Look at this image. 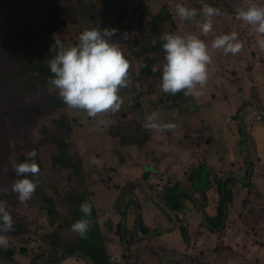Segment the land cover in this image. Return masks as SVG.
<instances>
[{
	"label": "rangeland",
	"instance_id": "374dc122",
	"mask_svg": "<svg viewBox=\"0 0 264 264\" xmlns=\"http://www.w3.org/2000/svg\"><path fill=\"white\" fill-rule=\"evenodd\" d=\"M28 1L29 7L17 0H0V39L10 35V25L13 22L18 20L37 22L38 41L46 58H50L52 55L49 51L52 40L61 41L65 47L78 42L79 33L86 25L85 18L88 14V7L85 6H92L93 3H95L94 11L98 14L100 23L105 19L113 18V21L108 23L118 24L116 22L118 16L121 19L119 26L122 32H126L127 37L134 34L135 39L148 32V29L146 30L140 23V18L145 16L150 18V14L158 11L164 4L169 6L173 32L199 33L202 20L199 9L203 3H208L220 11L219 15L212 18L213 30L207 35L201 34V38L210 42L216 35L236 31L243 46L236 54H224L220 50H210L212 60L207 67L208 79L201 94L199 96L189 95L188 98L180 100L176 108L165 107L167 95L161 90L157 81H143L142 85L134 87L133 80H129L130 87L124 89L123 92L119 90V95L122 97V101L125 100L127 104L130 119L119 132L112 130L110 124L105 127L99 123L100 120L109 121V118L114 114L110 110L89 117L83 110L68 106L65 108L54 107L51 102V93L54 88L49 91L24 92L21 95L12 90L7 96V99H10L9 119L0 127V186L6 189L7 184L16 179L13 167L17 164V154L35 149L42 165L39 175L47 191L50 194L55 193L52 190L53 185H59L64 190L68 189L66 173L59 166L53 164L56 148L48 141V133L49 131L56 132L59 121L69 117L73 120V131L68 133L67 141L72 144L71 151L83 158L85 174H87L86 181L94 192L92 197L97 207L98 222L105 237L109 256L111 259L114 257L112 264L117 262L127 264L134 259L140 264H264V169L262 168H257L254 172L253 167L252 176L254 177V173L257 174V183L252 177L255 190L248 189V185L243 183L232 186V201L229 203L226 223L221 229L212 231L208 228L193 196L187 197L184 193L178 192L177 198L182 202V205L177 210L181 219L176 227L168 233L151 238L145 237L141 233L138 238L134 229L138 223V216H135L136 209L134 211L131 208L129 215L126 211V228L128 225L131 227L127 231V242L131 250L130 257H128V252H126L122 241V212L126 199L130 196V190L136 192L134 194L137 195L138 201L141 203L142 222L150 230V233L159 231L173 223L175 216L172 217L163 210L156 200V195L167 184L176 183L178 180H181L182 185L191 188L200 196L198 199L209 215L212 216L219 212L221 194L218 189V175L214 172L215 169L223 172L228 168V164L218 162L217 158L223 151L219 145H210L206 139L213 133L210 126L198 129L197 137L192 134L194 128L190 126L189 116L193 117L194 115L191 113L200 109L202 111L197 113L198 117L194 120L195 123L202 117L211 118L213 115L220 120H225L228 115L232 117L233 120L227 127L237 128L235 130L237 143L235 144V159L229 165L237 164L239 151V156L245 167L244 174H249V167L242 153L244 147L241 143V129L238 126L239 123L241 124L239 113L242 108L245 109L244 112L247 111L245 120L244 113L242 119L244 125L247 124L251 117L248 113L251 114L250 111L253 107L251 103L259 102L256 95L264 94V90L262 92L257 90L252 95V99L241 102V109L238 111L235 108V112L231 110L230 101H234V106L237 103V95H233L230 90L239 89L242 84L244 85L245 77L242 75L246 76L247 70L253 66L252 53L262 52L263 54L264 50H261L256 43L259 34L256 33L255 28L240 20L236 12L252 3H264V0H180L187 6L198 10L196 16L183 21L175 14L177 0H115L111 8L108 6L110 4L108 0ZM140 5L142 8H147L148 13L140 12ZM141 28L145 31L139 32ZM112 39L115 40V38ZM124 47L127 51L134 48V46L128 47L127 45ZM22 50L30 51V48L21 38H15L9 51L0 53V82L7 80L5 77H10L6 84L11 87L21 82V77L12 74L17 72L15 57L20 55ZM242 55V63H237V65H243L246 58L248 60L243 71L238 75L239 68L237 65L233 66L234 62H229V57L238 59ZM218 65L225 71L223 76H221L222 72L219 67L218 73L214 74V66ZM131 67L134 79L139 71L138 61L134 57L131 58ZM228 79L230 85L224 88L222 81L228 83ZM1 86L2 84H0V90ZM212 92L218 94L214 100H212ZM229 95H233L234 98L231 96L227 98ZM205 107L209 109L205 111ZM153 110L160 112L162 122H173L175 127L171 129L143 127ZM260 111L262 119L264 112L261 108ZM175 113H182V115ZM253 117L256 118L255 115ZM225 124H227L226 121ZM139 127L146 131L145 139L134 137L129 133H136ZM253 127L258 136L256 141L260 142L257 146L264 152V119L254 123ZM111 130L116 136L111 134ZM126 135L134 138L137 143L127 141ZM196 139L201 146L204 144L203 148L210 145L209 149L203 151L201 148L202 154H200ZM139 142L141 143L138 144ZM183 145L189 147L191 151L197 152L202 161H206L205 168L199 173L197 176L199 180L195 183L189 178V174L194 168L189 167L191 159L187 153L181 154L180 151L185 149ZM177 149L180 150L175 156V158L177 157L176 166L172 167L167 180L161 185L159 180H162L163 177H157L158 173H154L152 170L147 171V163L151 162L150 165L154 167L158 161L163 159L167 150ZM249 150L252 162L257 164L252 157L251 148ZM93 158L99 163H92ZM202 161L199 164H202ZM166 173L162 170V175ZM213 179L216 182L211 193L208 186ZM204 195L207 198H204ZM6 201L8 202V200ZM11 204L8 211L16 221L47 226V218L39 205L30 208L27 204L22 206ZM60 211L65 213L66 209L60 208ZM120 223L121 229H119ZM4 235L8 239V245L0 248L19 249L25 247L27 255L17 253L15 254L16 260L1 258L0 264H17L16 262L28 264L33 257L42 254L40 247L44 245L45 240L49 241L47 231L35 230V228L19 236L6 233ZM71 258H67L61 264H72L76 260H80L79 257ZM83 260L84 263L81 262V264H88L85 259Z\"/></svg>",
	"mask_w": 264,
	"mask_h": 264
},
{
	"label": "trees",
	"instance_id": "16d2710c",
	"mask_svg": "<svg viewBox=\"0 0 264 264\" xmlns=\"http://www.w3.org/2000/svg\"><path fill=\"white\" fill-rule=\"evenodd\" d=\"M18 2L24 4L29 7L28 0H17ZM95 1V0H94ZM110 4L108 6L111 8L115 3V0H108ZM95 3L92 6L88 7V14L86 15V25L85 28H104V27H115L118 29V32L115 38V41L120 45L123 54L127 58L129 62L128 73L132 77L133 71L131 67V58L134 57L138 61L139 71L137 73V77L132 78L135 87L136 85H142L143 81H157L160 86L161 82V73L160 71H153V67L157 69L163 63L164 58V50L162 49V41L160 40V36L165 32H173V24L171 20V15L169 11V6L164 4L162 8L158 11L150 14V18L141 17L140 23L148 29V32L142 35L140 38H134V34L127 39L122 35V29L119 26L121 22L120 17L117 16L116 22L118 24H109L108 22L113 21L111 19H105L100 23L99 16L94 11ZM112 5V6H111ZM108 7V8H109ZM109 8V11L111 9ZM139 11L142 13H148L147 8H142L139 6ZM37 22L34 21H22L18 20L16 22L11 23L10 25V35L5 36L0 39V53H4L9 51L11 45L15 38H21L26 45L30 48V51L22 50L20 51V55L15 57V67L17 72L12 74L14 76L21 77V82L13 87L11 85H7L6 81L10 77H5V81L0 82L2 84L0 90V127L5 123L6 120L9 119L10 109V99H7V96L10 95L12 90L17 91L20 95L24 92L33 93L38 90L49 91L51 88L54 90L51 93V102L54 107L65 108L67 105L64 101L58 96L57 89L49 84V79L53 75L49 70L48 59L43 54L42 46L38 41V35L36 31ZM145 31L144 29H140L139 32ZM153 40L156 42L153 43ZM122 41V43H119ZM54 43V40L51 41V45ZM69 44L67 46H70ZM127 45L128 47H133L132 50L127 51L124 47ZM25 51V52H24ZM130 84L128 83L125 87L121 88L120 91L123 92L124 89L129 88ZM167 95V104L165 107L168 109L176 108L180 103V100L188 98L183 94V90L178 91L175 94L165 93ZM129 115V117H126ZM178 115H182V113H178ZM130 119V111L125 103V100L122 101L121 108L115 112L109 120L112 121L110 127L115 132H119L122 129V126L127 123ZM72 118L69 117L63 118L59 121L57 125V131L48 133V141L51 142L55 148L56 152L53 155V164L55 166H59L62 171L66 173V184L69 186L68 189L64 190L59 185H53L52 190L55 193L50 194L47 191L44 182L39 175L42 165L36 155L35 160L39 165V172L35 177H32L36 183L37 188L33 193L32 197L26 201H20L18 199V194L11 191V185L13 182L8 183L6 189L0 186V201L6 202L7 210L10 209L11 203L15 205H25L27 204L30 208L35 205H39V207L44 211V214L47 218L48 224L44 226L42 224L35 225L34 223H24L22 221H16L14 218L13 228L8 231L6 234L19 236L23 233H28L32 231L33 228L35 230H44L47 231V237L49 241L45 240L44 245H42L41 251L42 254L33 257L30 263L28 264H55V262L64 257L66 254L71 253H81L88 257H91L94 264H112L110 260V256L107 250V244L105 241V237L103 231L101 230L100 223L98 222V213L97 207L93 202V194L94 192L91 190L89 183L86 181L87 174H85V168L83 165V158L71 151L72 144L67 141L68 133L73 131ZM111 130V134L116 136V134ZM134 137H140L145 139L147 137L146 131L142 130L141 127L137 129L136 133L129 132ZM63 134H65L63 136ZM127 141L136 142L134 138H130L128 135L125 136ZM220 145L221 138L219 139ZM139 142L138 144H140ZM243 145V155L246 164H252V167L255 164L252 162L251 154L250 160L248 159L245 151V145L243 139L241 141ZM226 152L229 151V148L224 149ZM25 152H19L16 156V163L25 159ZM225 153V152H224ZM226 154V153H225ZM124 161V160H123ZM254 165V166H253ZM205 168V164H200L193 168V170L189 174V178L193 180L195 183L199 180L197 177L199 173ZM148 174V172L146 171ZM31 176V174H28ZM248 177V173H247ZM253 177V176H252ZM234 182L233 177H228L226 181V201L230 203L232 201L233 189L230 184ZM222 183L223 180L220 177L218 183V189L221 194V202L219 212L215 215H208L209 224H207L205 218V225L210 228L212 231L221 229L223 226L224 220V197L222 195ZM181 184V180L176 181L174 186L165 187V191L163 192V199L166 201L169 207H172L174 210H178L182 205V202L177 198V193H184L187 197H192V195L186 190L179 187ZM244 184V183H243ZM244 185H248V189L255 190V183L253 181L249 183H245ZM136 193L134 190H130V194ZM199 198L200 196L196 194ZM8 200V202L6 201ZM157 202L161 205L163 210L170 214L172 217L174 214L164 206L160 201L158 196H156ZM132 201V202H131ZM127 206L128 215L131 212V208L136 209L135 216H138L139 206H137L136 201L131 200ZM84 202H87L91 206L90 215H85L80 211V205ZM144 209V204H143ZM60 208L66 209L65 213L60 211ZM123 213V212H122ZM228 216V215H227ZM13 217V216H12ZM85 218L89 222V228L85 236L81 237L78 233L74 232L71 228L73 222L78 219ZM227 220V218H226ZM33 226V227H32ZM138 223L134 227L136 230V234L138 238H140ZM141 228L143 234H150V230L147 229L144 222L141 223ZM183 228H185L183 226ZM119 229H121V223L119 224ZM127 231L131 229V227L127 226ZM46 234V233H44ZM165 234V233H164ZM47 239V238H44ZM57 241V242H55ZM27 255V249L25 247H21L19 249L16 248H0V259H15V254ZM127 264H140L136 259L132 260Z\"/></svg>",
	"mask_w": 264,
	"mask_h": 264
},
{
	"label": "clouds",
	"instance_id": "9594fccd",
	"mask_svg": "<svg viewBox=\"0 0 264 264\" xmlns=\"http://www.w3.org/2000/svg\"><path fill=\"white\" fill-rule=\"evenodd\" d=\"M219 11L218 8L203 3L199 9L202 16L199 33L165 32L160 36L164 50L163 63L159 69L153 67L152 70L160 71V88L163 92L175 94L183 90L185 96H199L208 79L207 67L212 60L210 50H220L224 54H236L241 50L243 43L236 31L216 35L210 42L201 38V34L207 35L213 30L212 18L219 15ZM197 12L196 8L189 7L180 0L175 4V14L182 21L193 18ZM236 15L255 28L259 34L256 43L264 50V3L249 4L240 8ZM117 32L118 29L115 27L85 28L79 33L78 42L75 44L65 47L61 41L54 39V43L50 45L49 51L52 55L48 59V65L53 75L49 79V84L57 89L58 96L68 107L83 110L89 117L109 110L115 113L121 108L122 97L119 90L128 83L131 84L129 80L132 81V77L128 73L127 58L120 45L112 39ZM122 35L127 39L126 32ZM155 42L153 40V43ZM253 108L260 111L255 105L252 110ZM228 118L230 125L232 117L228 116L227 121ZM99 123L107 127L112 121L100 120ZM143 127L171 129L175 124L162 122L160 112L153 110ZM36 155L35 149L25 152V159L13 167L16 179L11 185V191L17 193L18 199L22 202L29 200L37 188V183L32 178L39 172ZM92 163L98 164L99 161L93 158ZM193 198L199 200L195 192ZM80 211L86 216L90 215L91 206L84 202L80 205ZM13 225L14 220L7 210L6 202L0 201V247L8 245V239L4 234L10 231ZM71 228L83 237L87 233L89 222L81 218L73 222Z\"/></svg>",
	"mask_w": 264,
	"mask_h": 264
},
{
	"label": "crops",
	"instance_id": "0c3cea01",
	"mask_svg": "<svg viewBox=\"0 0 264 264\" xmlns=\"http://www.w3.org/2000/svg\"><path fill=\"white\" fill-rule=\"evenodd\" d=\"M252 56L254 57V60H251V61H253L252 68L250 70H247L246 76L242 75V77H245L244 85H246V86H244L242 84L239 89L230 90V92H232L233 95L234 94L237 95V103L234 106H233L234 101H230V106L232 108L231 110L233 112H235V108L239 111L241 109L240 108L241 102H243L244 100H247V99H252V95L255 94L257 90H260V92H262L264 90V58H263L264 53L263 54H262V52H260L259 54L252 53ZM242 58H243V55L241 58H238V59H235L231 56V57H229V62H234L233 66H235V65H237V63H239V64L242 63ZM247 60L248 59L246 58L243 65H237L239 68L238 75L240 74V72L243 71L244 65L246 64ZM218 67H219V70H221V72H222L221 76H223L222 74L225 71H224L223 67H221L220 65L214 66V69H213L214 74L218 73ZM222 83H223L224 88H226V86L228 87L230 85L229 79H228V83L225 81H222ZM229 89H230V87H229ZM211 95H212V100H214L215 96L218 94L212 92ZM233 95H229L227 98H229L230 96L233 97ZM243 95H244V97H243ZM256 96H257V100L259 102H254L251 104H253V105L257 104L258 105L257 107H259V108L261 107V109L264 112V94L260 93V94H257ZM204 109H205V111H207L209 108L205 107ZM243 110H245V109L242 108L240 110V113L243 112ZM198 112H202L201 109L194 112V113H191L194 115L193 117L189 116L190 126L194 128V132H192V134L197 137L198 133L196 131L198 129L205 127L207 125L210 126V129L213 131V133H212V136L208 135V138H206V139L208 140L210 145H219L221 150L223 151L222 154L219 155L217 158V160H219L218 162L228 164V168L226 170H224L222 172L219 169H215L214 174L218 175V179L221 177L222 180L223 179L227 180V178L230 176L233 177L234 182H232L230 184L231 187L236 186L235 184H239V183L245 184L246 179H247V175L244 174L245 167L242 163L241 157L239 156V151L237 153V161H236L237 164L236 165H229V164L233 163L231 161L234 160L235 156H236V153H235L236 145L235 144L237 143V136H236L235 130L237 128L234 126L227 127L228 126L227 118L225 120H222V119L220 120L215 115L211 116V118L210 117H202L201 120H199L198 122L195 123L194 120L198 117V115H197ZM246 112L247 111L244 112V120H245ZM250 112H251V114L248 113V115H250L251 117H249L248 123L247 124L245 123V126H246L245 130L247 131V139H248L249 149L251 148L252 157H253L254 161H256V163H257L254 166V172H255L257 168L264 169V155H262V154H264V152L259 148V146H257L260 142L256 141V137H258V136H257L256 129H254V127H253V124L262 121L264 119V117L261 120H257L256 118L253 117L254 115L252 113V109ZM240 113H239V115H240ZM176 115H178V114H176ZM225 121L227 122V124H225ZM242 122H243V120H242ZM238 126L241 129L240 123L238 124ZM242 135L243 134H242V130H241V141L243 139ZM220 138H221L222 146L220 145V141H219ZM195 141L198 145V148H200V154H202L201 148L203 151H207L210 147V145H208V146L206 145V148H203L204 144L201 146V144H199L197 139ZM243 142H244V140H243ZM183 146H185V149L183 151L180 149L171 150V151L167 150L163 156V159L158 161L154 165V167L150 165L151 162L147 163V171L152 170V171H154V173H158L157 177H161V176L163 177L162 180H159V178H158L161 185L164 183V181L167 180V177H168L172 167L174 166V168H175L176 158H177V157L175 158V156L179 150L181 151V154L187 153L188 157L191 159V163H189V167H191V166L196 167V166L200 165L199 162L202 161V159L199 158L198 153L191 151V149L189 147H187L186 145H183ZM227 148H229L228 152H226L224 150ZM196 151H198V150H196ZM250 154H251V152H250ZM205 163H206L205 160L202 161V164H205ZM186 164H188V163L186 162ZM155 166H159V167L156 168ZM212 169L214 170V167ZM144 170H146V169H144ZM162 170L167 172V173L162 175ZM256 175L257 174L254 173L253 179H254V182L257 183ZM157 177L155 176V178H157ZM241 179H243V180H241ZM251 181H252V179H251ZM215 182L216 181L213 179L208 186V188H209L208 190L211 193L213 192V189L215 187ZM124 209H123L122 214H123V216H126V212H124ZM237 209H238V207L236 206V210ZM126 211H127V209H126ZM69 258L72 259L71 257H69ZM113 258L111 259L112 261H113ZM78 259H80V260H76V262H74L72 264H81V262L84 263L83 257L78 258Z\"/></svg>",
	"mask_w": 264,
	"mask_h": 264
},
{
	"label": "water",
	"instance_id": "95a60500",
	"mask_svg": "<svg viewBox=\"0 0 264 264\" xmlns=\"http://www.w3.org/2000/svg\"><path fill=\"white\" fill-rule=\"evenodd\" d=\"M243 112H244V110H243ZM243 112L240 113L241 130H242V134H243L242 136H243V140H244V144H245L246 155H247L248 159L250 160V150H249V144H248L247 134H246V130H245V125L242 122ZM249 165H250L249 174H248V177H247L245 183L250 182L251 179H252L253 167H252V164L251 163H249ZM241 180H243V179H241ZM174 185H175V183H172V184L167 185V187L174 186ZM225 186H226V179H223L222 190H223V197H224L225 212H224V220H223L222 225H224L226 223L227 212H228V203L226 201V189H225ZM179 187L182 188V189H184V190H186L187 192H189L190 194H192L194 196V192L190 188L185 187L183 185H179ZM166 188H163L160 191H158L157 196H158L159 200L163 204H165V206L170 211L173 212V214L175 216V219H174V221H173L172 224L167 225V226L159 229V231H156V232H153V233H150V234H147V235L144 234L145 237L150 238V237L157 236L159 234L168 233V231L172 230L174 227H176L178 225V223H179V221L181 219V216L178 214V212L176 210H174L172 207H169V205H167L166 201L162 197V193L165 191ZM132 199H135L136 202H137V205L139 206V214H138V226H139V228L138 229H139V232H140V235H141V233L143 234V231H142V228H141V223H142V215H141L142 208H141V203L138 201V197H137L136 194H130V196L126 199L124 212H126L127 206H128V204L130 203V201ZM196 201H197V204H198L199 208L201 209V211L204 214V218H205L207 224H209L208 216H207V213H206V210H205L204 206L202 205V203L199 200H196ZM122 241H123V245H124V247L126 249V252H128V257H130L131 250H130L129 244L127 242L126 216H123V221H122ZM69 257H84L88 261V264H94L93 261H92V259H91V257H88V256H86L84 254H81V253H71V254H67L64 257L58 259L55 262V264H61L62 261H64L65 259H67ZM0 262H1V260H0ZM16 263L17 264H20L18 262H16ZM115 264H119V262H117Z\"/></svg>",
	"mask_w": 264,
	"mask_h": 264
},
{
	"label": "built area",
	"instance_id": "2783aa9c",
	"mask_svg": "<svg viewBox=\"0 0 264 264\" xmlns=\"http://www.w3.org/2000/svg\"><path fill=\"white\" fill-rule=\"evenodd\" d=\"M252 113L256 116L257 119H260L261 114L258 108H253ZM228 122H230V118H228Z\"/></svg>",
	"mask_w": 264,
	"mask_h": 264
},
{
	"label": "flooded vegetation",
	"instance_id": "af4514ba",
	"mask_svg": "<svg viewBox=\"0 0 264 264\" xmlns=\"http://www.w3.org/2000/svg\"><path fill=\"white\" fill-rule=\"evenodd\" d=\"M204 198H207V196L206 195H204ZM137 203V202H136ZM212 203V202H211ZM213 204V203H212ZM138 206V205H137ZM201 210V209H200ZM201 213H202V215H203V217H204V214H203V212L201 211ZM206 213H207V211H206Z\"/></svg>",
	"mask_w": 264,
	"mask_h": 264
}]
</instances>
